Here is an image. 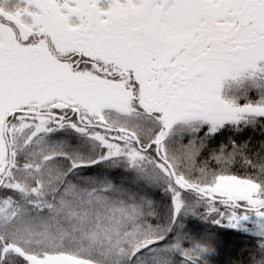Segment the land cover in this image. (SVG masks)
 I'll list each match as a JSON object with an SVG mask.
<instances>
[{
	"label": "snow or ice",
	"instance_id": "snow-or-ice-1",
	"mask_svg": "<svg viewBox=\"0 0 264 264\" xmlns=\"http://www.w3.org/2000/svg\"><path fill=\"white\" fill-rule=\"evenodd\" d=\"M220 229L264 264V0H0V264H212Z\"/></svg>",
	"mask_w": 264,
	"mask_h": 264
},
{
	"label": "trees",
	"instance_id": "trees-1",
	"mask_svg": "<svg viewBox=\"0 0 264 264\" xmlns=\"http://www.w3.org/2000/svg\"><path fill=\"white\" fill-rule=\"evenodd\" d=\"M219 231L226 232L224 238L228 241V244L224 249L216 253L215 257L212 258V264H231V262L240 258L241 246L248 247L250 245L247 240L234 235L230 229H220Z\"/></svg>",
	"mask_w": 264,
	"mask_h": 264
}]
</instances>
